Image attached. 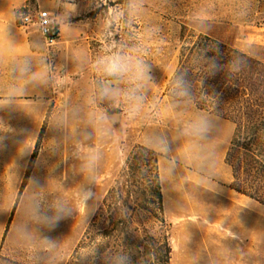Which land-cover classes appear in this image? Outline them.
<instances>
[{"label": "rangeland", "instance_id": "obj_1", "mask_svg": "<svg viewBox=\"0 0 264 264\" xmlns=\"http://www.w3.org/2000/svg\"><path fill=\"white\" fill-rule=\"evenodd\" d=\"M61 2L77 33L49 46L43 88L0 83V264H122L137 238L143 264H264V214L188 177L214 180L234 127L171 97L192 33L264 63V0ZM114 55L128 70L107 75ZM156 184L162 212L139 209Z\"/></svg>", "mask_w": 264, "mask_h": 264}, {"label": "trees", "instance_id": "obj_2", "mask_svg": "<svg viewBox=\"0 0 264 264\" xmlns=\"http://www.w3.org/2000/svg\"><path fill=\"white\" fill-rule=\"evenodd\" d=\"M187 40L171 81V88L178 85L171 97L190 101L197 110L234 127L224 157L232 174L230 188L264 206V63L203 34L192 33ZM148 199L162 212L158 184L143 190L136 206L148 212ZM126 246L116 251L113 262L143 264L141 240Z\"/></svg>", "mask_w": 264, "mask_h": 264}, {"label": "crops", "instance_id": "obj_3", "mask_svg": "<svg viewBox=\"0 0 264 264\" xmlns=\"http://www.w3.org/2000/svg\"><path fill=\"white\" fill-rule=\"evenodd\" d=\"M69 11L68 4L61 0H0V83L36 82L43 88L48 76V61L55 57V50L45 43L35 24H18V13L52 15L57 20L60 16L65 23L60 25L57 21L58 41H70L75 37L77 28L67 23L72 15ZM228 168L223 159L216 170L219 174L212 176L214 180L192 172L188 177L201 190L226 203L263 215V209L258 207L262 205L230 188L232 174Z\"/></svg>", "mask_w": 264, "mask_h": 264}, {"label": "built area", "instance_id": "obj_4", "mask_svg": "<svg viewBox=\"0 0 264 264\" xmlns=\"http://www.w3.org/2000/svg\"><path fill=\"white\" fill-rule=\"evenodd\" d=\"M18 24L21 26H28L35 24L39 34L44 39L48 46H52L58 39V23L55 16L40 15L36 16L32 13L22 12L17 16Z\"/></svg>", "mask_w": 264, "mask_h": 264}, {"label": "clouds", "instance_id": "obj_5", "mask_svg": "<svg viewBox=\"0 0 264 264\" xmlns=\"http://www.w3.org/2000/svg\"><path fill=\"white\" fill-rule=\"evenodd\" d=\"M124 58L119 55H114L104 61H101V68L104 73L107 75H119L127 71V65L123 62ZM182 84V82H181ZM111 92V89L107 86L103 89V95L108 96ZM198 132L203 133L206 131V127L201 125L198 129Z\"/></svg>", "mask_w": 264, "mask_h": 264}, {"label": "water", "instance_id": "obj_6", "mask_svg": "<svg viewBox=\"0 0 264 264\" xmlns=\"http://www.w3.org/2000/svg\"><path fill=\"white\" fill-rule=\"evenodd\" d=\"M109 83L116 84L117 83V80H111V81H109ZM112 119H114V117H112Z\"/></svg>", "mask_w": 264, "mask_h": 264}]
</instances>
